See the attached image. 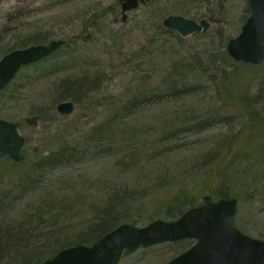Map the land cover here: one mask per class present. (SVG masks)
Here are the masks:
<instances>
[{"label": "rangeland", "instance_id": "374dc122", "mask_svg": "<svg viewBox=\"0 0 264 264\" xmlns=\"http://www.w3.org/2000/svg\"><path fill=\"white\" fill-rule=\"evenodd\" d=\"M173 13L210 28L182 37L162 26ZM124 14L118 0H0V58L35 35L64 41L0 90V118L26 138L22 160L0 162V264H25L6 233L26 230L44 257L103 218L168 220L164 205L181 191L236 198V226L264 239V60L226 50L249 3L148 0ZM68 88L75 95L60 98ZM63 100L71 113L57 111ZM53 153L65 157L36 168ZM188 240L119 264H165Z\"/></svg>", "mask_w": 264, "mask_h": 264}, {"label": "water", "instance_id": "95a60500", "mask_svg": "<svg viewBox=\"0 0 264 264\" xmlns=\"http://www.w3.org/2000/svg\"><path fill=\"white\" fill-rule=\"evenodd\" d=\"M148 0H118L125 12ZM250 15L237 36L228 40L226 50L237 61L259 64L264 60V0H246ZM162 26L182 37L207 32L210 21L173 13L162 19ZM63 41L30 44L15 48L0 58V90L4 89L28 64L49 56ZM56 109L69 114L71 100L60 101ZM16 121L0 118V162L20 161L24 157L26 138ZM237 200L234 197L202 196L199 204L184 210L172 220L154 219L141 226L122 222L90 244H73L60 248L39 264H119L124 256L138 248L163 242L192 239L194 243L170 258L165 264H264V239L242 232L236 226Z\"/></svg>", "mask_w": 264, "mask_h": 264}, {"label": "trees", "instance_id": "16d2710c", "mask_svg": "<svg viewBox=\"0 0 264 264\" xmlns=\"http://www.w3.org/2000/svg\"><path fill=\"white\" fill-rule=\"evenodd\" d=\"M210 19H212V17H210ZM43 41H45L44 37H40V36L35 35V36H32L31 39L29 38V40H27V42L24 43L22 45V47L27 46L29 44L28 42H32L34 44H37V43H42ZM16 48H18V47H16ZM12 49H15V48L11 47V48L6 49L3 53V55ZM47 58H49V57H47ZM47 58H43L42 60H39L37 62H42L43 60H46ZM70 89L68 88L66 90L67 91L66 94H64V96H61L60 98L66 99L68 96L73 97V95H75V94H71L73 92H70L71 91ZM64 157H65V153L50 154L49 156L41 159L36 164L37 165L36 168L42 169L44 166L55 165L58 162H60ZM68 157H69V155H68ZM4 161L9 162V160H4ZM10 161H12L11 164H13V165L16 164L15 161H13V160H10ZM201 196H204V194L201 193V195L198 196V195H194L193 193L181 191L180 193L174 195L164 205L166 207V211H167L166 215L169 216L170 219L177 218L187 208L199 204L201 202V198H202ZM211 196H212V198L227 197L226 193H224L223 191H220L217 194H215L214 196L213 195H211ZM109 207L112 208L111 205ZM118 224L119 223H117V221L115 222V220L113 221V219L112 220L108 219L106 221H105V218H103L102 220L100 219L99 222H97V224H95L93 226L92 230H90V232H92L91 236H85V235L80 234L79 236H77V239L75 240L74 243L61 245L60 247L55 249L52 254L44 256V257L41 254H38L35 256L36 250L34 248V245H32L33 246L32 247L31 245L26 243V240H28V238H26V236H27L26 230H24V231L21 230L19 233L15 234V235L6 233V236L3 238L4 239L3 241L8 242L7 248H9V247L10 248H12V247L16 248L17 254L19 255V258L21 259V261H23V263H25V264H39L43 259L53 255L60 248H63V247L69 246V245H73V244H80V243L90 244V243H92L95 239H97L98 237H100L101 235H103L104 233L109 231L110 229L114 228ZM186 241H189V240L188 239L180 240V242H186ZM188 246H191L190 243ZM188 246L183 248L182 251L185 250L186 248H188ZM7 248H4V249H7ZM33 256H34V258L32 260H30Z\"/></svg>", "mask_w": 264, "mask_h": 264}]
</instances>
